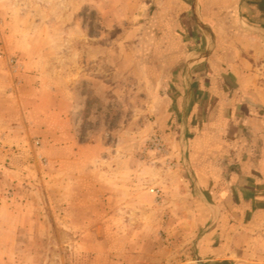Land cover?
Wrapping results in <instances>:
<instances>
[{
    "label": "rangeland",
    "instance_id": "1",
    "mask_svg": "<svg viewBox=\"0 0 264 264\" xmlns=\"http://www.w3.org/2000/svg\"><path fill=\"white\" fill-rule=\"evenodd\" d=\"M198 3L221 21L222 0H0V207L24 215L20 264H205L195 243L216 218L189 163L203 113L182 107L201 71L186 55L213 44L186 23ZM239 14L264 38V14ZM232 42L218 66L241 65ZM242 55L259 71L251 95L226 80L248 117L236 146L264 167V60Z\"/></svg>",
    "mask_w": 264,
    "mask_h": 264
},
{
    "label": "crops",
    "instance_id": "2",
    "mask_svg": "<svg viewBox=\"0 0 264 264\" xmlns=\"http://www.w3.org/2000/svg\"><path fill=\"white\" fill-rule=\"evenodd\" d=\"M230 1L222 0L227 5L220 7L222 22L218 21L219 24L209 19L203 3H198L197 12L187 7L184 13L187 25L192 28L205 26L213 41L211 51L189 52L186 55L191 58L189 68L195 66L196 71H201L189 76L190 87L185 86V95L182 97V107L190 108L186 116L187 123L197 114L203 113L202 127L192 140L189 163L198 199L206 208L204 216L216 218L215 224L196 241L195 253L205 264H258L262 261L251 260L254 255L249 250H262L259 258L264 260V167L260 161L251 160L248 150L237 151L236 126H240V122L248 117L240 112L237 114L240 107L230 98L226 80L233 81L230 83L236 86H232L234 89L252 94L251 90L256 84L252 78L259 69L245 60L242 54L253 52L255 57L258 54L264 60V38L255 34L252 26H248L240 16L241 0ZM216 27L221 29L220 33ZM225 37L237 42L236 45L232 42L235 47L229 44V50L233 52V59L240 58L241 65L233 61L217 65V62H222L223 54L218 42L225 41ZM238 42L241 43L240 47ZM245 82L248 86L243 85ZM234 155L240 158L231 161ZM227 158L229 160L224 161ZM206 199L214 201L215 206L208 209ZM0 216L8 221V225L0 228V232L6 236L0 241V264H20L25 249L16 242V237L21 228H25L18 222L24 215L16 214L5 206L0 207ZM254 228L258 230L255 237L252 235Z\"/></svg>",
    "mask_w": 264,
    "mask_h": 264
},
{
    "label": "trees",
    "instance_id": "3",
    "mask_svg": "<svg viewBox=\"0 0 264 264\" xmlns=\"http://www.w3.org/2000/svg\"><path fill=\"white\" fill-rule=\"evenodd\" d=\"M243 2L246 3V5H253L264 14V0H243Z\"/></svg>",
    "mask_w": 264,
    "mask_h": 264
}]
</instances>
